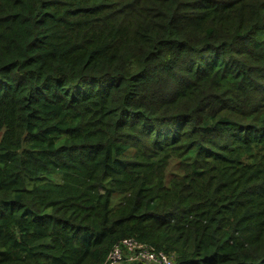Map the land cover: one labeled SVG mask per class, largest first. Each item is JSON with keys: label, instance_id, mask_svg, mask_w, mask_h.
<instances>
[{"label": "trees", "instance_id": "1", "mask_svg": "<svg viewBox=\"0 0 264 264\" xmlns=\"http://www.w3.org/2000/svg\"><path fill=\"white\" fill-rule=\"evenodd\" d=\"M264 264V0H0V264Z\"/></svg>", "mask_w": 264, "mask_h": 264}, {"label": "built area", "instance_id": "2", "mask_svg": "<svg viewBox=\"0 0 264 264\" xmlns=\"http://www.w3.org/2000/svg\"><path fill=\"white\" fill-rule=\"evenodd\" d=\"M175 264L174 259L133 238L115 244L104 264Z\"/></svg>", "mask_w": 264, "mask_h": 264}, {"label": "rangeland", "instance_id": "3", "mask_svg": "<svg viewBox=\"0 0 264 264\" xmlns=\"http://www.w3.org/2000/svg\"><path fill=\"white\" fill-rule=\"evenodd\" d=\"M123 264H126V263H123Z\"/></svg>", "mask_w": 264, "mask_h": 264}]
</instances>
